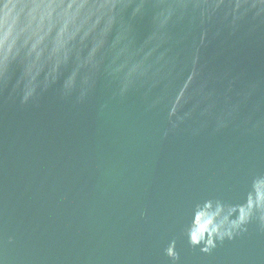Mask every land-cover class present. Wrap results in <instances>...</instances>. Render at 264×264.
<instances>
[{
    "label": "water",
    "instance_id": "obj_1",
    "mask_svg": "<svg viewBox=\"0 0 264 264\" xmlns=\"http://www.w3.org/2000/svg\"><path fill=\"white\" fill-rule=\"evenodd\" d=\"M0 264H264V0H0Z\"/></svg>",
    "mask_w": 264,
    "mask_h": 264
}]
</instances>
